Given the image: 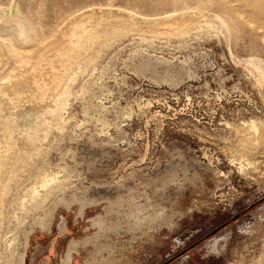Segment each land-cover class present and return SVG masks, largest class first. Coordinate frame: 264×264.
Wrapping results in <instances>:
<instances>
[{
	"label": "rangeland",
	"instance_id": "1",
	"mask_svg": "<svg viewBox=\"0 0 264 264\" xmlns=\"http://www.w3.org/2000/svg\"><path fill=\"white\" fill-rule=\"evenodd\" d=\"M198 1L0 0L43 30L108 4L140 19L100 25L103 39L73 83L65 123L10 181L0 264H26L36 235L68 220L79 233L68 236L70 260L90 245L99 264H144L155 241L166 260L176 239L189 237L185 264H264V140L243 148L253 162L243 173L227 151L241 142L226 125L264 121V85L244 63L264 61V0H202L205 14L179 30L146 28L185 6L201 11ZM45 174L56 187L21 206Z\"/></svg>",
	"mask_w": 264,
	"mask_h": 264
},
{
	"label": "bare ground",
	"instance_id": "2",
	"mask_svg": "<svg viewBox=\"0 0 264 264\" xmlns=\"http://www.w3.org/2000/svg\"><path fill=\"white\" fill-rule=\"evenodd\" d=\"M197 4L201 11L185 6L182 7L185 10L183 9L184 11L181 13L175 11L160 20H146L144 22L146 28L152 32L161 33L164 30L177 31L180 27L190 24L192 17L198 12L200 14L206 12L202 9V0L198 1ZM0 10L1 225L3 198L9 191L10 181L16 175L19 167H22L21 162H25V159H30L32 155L38 154L50 131L54 127L62 128L65 123L64 112L67 100L73 92V83L83 67L91 62L94 54L98 52L99 46L97 47L96 40L98 41L101 38L98 36L100 25L105 24L110 27V22L137 25L135 23L140 19L136 18L137 15L132 17L108 4L80 11L78 14L71 13L68 15L69 18H60L55 25L43 30L42 23L40 26L32 22L31 18L30 20L28 17V19L20 18L18 6L15 2L7 8L1 7ZM215 17L221 25L226 26L225 20L220 15ZM161 24H165L166 27ZM116 26L118 25L116 24ZM124 29V32L128 31L127 27V31ZM116 35L118 34L113 36ZM88 51H91L90 55H88ZM85 55L88 56L81 58ZM244 63L257 73V82L264 85V61L258 57L250 56L244 60ZM226 125L234 131L239 142H241V149L237 148V145L236 147L232 145L228 147L230 160L232 163L236 162L239 166L238 169L244 173L253 162L248 156L249 153L246 154L244 152L246 149L243 148L246 144L251 146V143L264 140V121L260 118H250L236 125L227 121ZM20 164L22 165L20 166ZM55 181L54 176L45 174L39 181L28 187L26 197L21 198L19 204L25 207L26 198L32 201L35 197L43 196L41 191L45 189L48 192L51 188L56 187L57 181ZM131 225L133 226V224ZM68 244L73 245L74 242L68 238L63 243L58 253L59 263H71L68 258L69 255L65 252ZM76 253H80L78 248Z\"/></svg>",
	"mask_w": 264,
	"mask_h": 264
},
{
	"label": "crops",
	"instance_id": "3",
	"mask_svg": "<svg viewBox=\"0 0 264 264\" xmlns=\"http://www.w3.org/2000/svg\"><path fill=\"white\" fill-rule=\"evenodd\" d=\"M68 220V219H67ZM71 220V219H70ZM68 225H60L56 229H52L50 234L42 233V235H36L35 239H33L31 246V256L30 259L26 258V264H57L58 253L65 241L67 240L69 235H77L79 233L72 226V221L68 220ZM189 237H187L188 239ZM186 239V240H187ZM185 239L178 241L176 239V244L173 249L167 254L166 260H163L162 254V245L161 243H150L147 247L150 248L151 258L150 262H145L144 264H185V261L190 259V248H186L184 243ZM146 247L145 245L142 246ZM144 250V249H143ZM173 253V254H172ZM91 258L94 260V264H99V259L94 254V248L90 245L86 246V248H81L80 253L72 254V259L70 264H85V259ZM29 260V261H28ZM181 260V261H180ZM106 264H112L106 261ZM139 264H142L138 262ZM131 261L120 264H138Z\"/></svg>",
	"mask_w": 264,
	"mask_h": 264
}]
</instances>
